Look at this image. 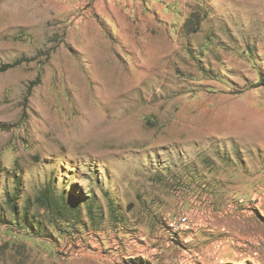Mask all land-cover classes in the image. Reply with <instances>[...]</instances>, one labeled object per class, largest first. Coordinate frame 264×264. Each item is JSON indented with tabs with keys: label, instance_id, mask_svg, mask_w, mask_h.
Listing matches in <instances>:
<instances>
[{
	"label": "rangeland",
	"instance_id": "obj_1",
	"mask_svg": "<svg viewBox=\"0 0 264 264\" xmlns=\"http://www.w3.org/2000/svg\"><path fill=\"white\" fill-rule=\"evenodd\" d=\"M0 264H264V0H0Z\"/></svg>",
	"mask_w": 264,
	"mask_h": 264
},
{
	"label": "bare ground",
	"instance_id": "obj_2",
	"mask_svg": "<svg viewBox=\"0 0 264 264\" xmlns=\"http://www.w3.org/2000/svg\"><path fill=\"white\" fill-rule=\"evenodd\" d=\"M190 224V220L187 215H180L177 217L174 221H172L170 226H173L175 228H188Z\"/></svg>",
	"mask_w": 264,
	"mask_h": 264
}]
</instances>
